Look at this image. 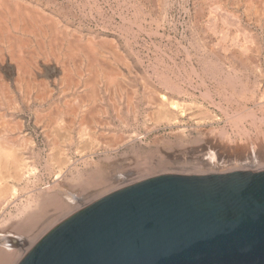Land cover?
Listing matches in <instances>:
<instances>
[{"label":"rangeland","instance_id":"374dc122","mask_svg":"<svg viewBox=\"0 0 264 264\" xmlns=\"http://www.w3.org/2000/svg\"><path fill=\"white\" fill-rule=\"evenodd\" d=\"M33 1H38V3L40 2V4H43L42 5V7L43 8H45V11H47L48 13H50V14H52V16H53V14L55 13V11H56V9H57V11L56 12H58V13H60V14H55L54 15V17L55 18H57V19H59V23H64L63 25H66L67 23H68V25H70V27L71 28H74V29H72L71 31L73 32V34H74V36L76 37V36H78V35H80V36H78V38L80 37L81 39L80 40H78V41H82L83 39H87L86 40V43H87V41H95L96 39H97V41L96 42H98V41H100V42H102L104 39H102V38H105L106 36V40H105V42H103V43H105V44H109V43H111L112 42V40H110L109 41V39H107V38H113V44H115V45H117L118 46V48L116 49L117 50V52H114V54H111V53H113V50L115 51V49H113L112 48V46L110 47V46H105V44H102V43H100V42H98V43H100V48H99V45L98 44H96V42H92V43H94L95 44V47H96V51H95V53H94V55L95 54H97L98 53V57H100L99 59L98 58H96V56H95V58H96V60H98L97 62H99V61H102L101 62V64H106V65H104L105 66V68L106 69H108V67L110 68V67H112V68H114V67H116V68H114V69H118V71H120L121 72V75L123 74V72L124 73H126V67L125 66H123L122 65V61L120 62L119 61V59L121 60H125L126 61V58H128L129 59V57L131 56V55H133V56H131L130 57V61H133V62H131L132 63V69H133V67L135 68V70L133 69V70H131V72H132V74L133 75H129V79H130V81H131V83L130 82H126L125 80H124V78H122L123 77V75L120 77V80H119V77L116 79V81L114 80V84L111 82L110 84H109V82L110 81H108L107 83H108V85H109V87L107 86V85H103V84H106V81L107 80H105V83H103L102 81L103 80H97L96 82H97V84L95 83V85H96V92H100L99 93V95H97V98H96V101L95 100H93V102H95V103H97V104H92L91 102H89V106H91V107H89L90 108V110H91V108L93 107V109L92 110H94L95 108L94 107H97V112H96V110H94V114L92 115V123L91 122H89V121H87V124H82V128H83V130L85 131L87 128V130L85 131V133H87V132H90V134L92 135V133H95V134H93L92 135V138L94 139L95 138V140L96 141H94V143H92V141H91V136H90V134H86L87 136L89 135L90 136V138H89V136H88V138H87V136L85 135V138H87V139H85V141L86 142H83V140H84V136H82V138H80V140L79 141H75V143H76V145L78 146V148H77V146L75 145V147H76V150L78 149H82L83 148V150H82V152H80V150L76 153L75 152V149L74 150H72V151H70V163L73 161V165L74 166H69V167H64V168H62L63 169V171L61 170V172H59V173H57L55 170L58 168V164H59V162L58 161H61V159L62 158H64V157H62V156H64L63 155V152L62 151H60V150H62L61 148H63L64 149V147H65V145L67 144V142H68V139H69V131H67V130H63L62 128L61 129H59L60 127H58V128H55V129H57V130H55L54 128H53V125L54 124H48V120L46 121V119H47V114H48V112H51V111H53L52 113H54V110H55V107H53L55 104L57 105L58 103L60 104V105H57V107H61L62 106V102H64V101H66V100H68V101H72L73 99V97H75L76 95L74 94V93H76V91H74V90H70V91H68L67 89H65V87L64 86H60V85H63V83H61V81H59V77H57L56 76V74L55 73H53L55 70L53 69V71H50L49 69L46 71L45 70V72H46V74H44V76H46V75H48L47 77H41V78H38L37 80H38V82H37V80L36 81H33L29 86H31V85H33V84H35L36 85V87H35V85H34V88H33V86H31V89L33 90V89H35V90H31L30 89V87H29V89H30V91H28L27 89H28V87L25 85V83H24V85L23 86H21L22 84H17V83H14V84H16V85H13V82L12 81H16V79L15 78H13V76L15 77V75L13 74V75H11V77L8 79V85H9V87H10V89H11V91L12 92H14L15 93V95L12 93V95H13V97H14V100H15V102L17 101V103L19 104H16L15 102H14V104L15 105H17V106H15L14 104H9L10 106L8 107V105L7 104H5L4 103V101H2V100H0V104H2V105H0V114L1 115H4V112H6L5 113V115H7V117L5 116V118L3 119V120H7L8 122H12L13 121V119H14V117H21L20 119L21 120H23L22 121V124L23 125H21V126H23V127H21V130L19 129V130H13V131H15L14 133H13V131H12V134L14 135L17 131L19 132V136L17 135L18 134V132L16 133V135L18 136L17 138L19 139L20 138V140L18 141V139H16V135H14V137L15 138H13L12 140H14L15 141V143L16 144H14V146H16L15 148L18 150V149H20L21 147H22V149L23 148H26V146L28 145V143L30 142H28V140H29V138H30V140H32V141H34L33 142V144H32V142H30L29 144H31V145H28L27 146V156H28V159H31V157H32V159H31V161L30 162H33V164L35 165L34 166V169H33V171H34V173L32 172V175L33 176H29V183L26 181V183H27V188L30 186V188H28L29 189V191H28V189L27 188H25V183L24 184H22L21 185V183L17 186V192L18 193H16V196L13 198V202L14 203H11V204H8V209L7 210H11V211H13L14 210V208H15V206L16 205H20L22 202H24L25 200H26V198H27V193L28 192H30V190L32 191V192H35V191H37V189L39 190V189H41L42 191H45V193L46 192H48V193H51V192H54V191H56V192H59V200L60 201H63L64 203H65V196L66 195H70L71 196V198H72V200H71V202H68V204H65L66 205V207H64V209H54V211H52V209H53V207H56V205H54V204H52V202H50L49 204H50V208L48 207V209H46L45 210V212L44 211H42V212H44V213H42L41 211L40 212H38L37 214H35L33 217H32V219L31 220H26L25 218L23 219V218H20V217H11V220L9 219V220H7L6 222L4 221V222H2L1 224H0V250L2 251V252H4V253H6L7 255H8V258L6 259V261L5 262H0V264H16L17 263V261L20 259V257L25 253V251L41 236V235H43L47 230H49L51 227H53L55 224H57L59 221H61L62 219H64V218H66L67 216H69L70 214H72V213H74L75 211H77L78 209H80V208H82L83 206H85V205H87V204H89L90 202H92V201H94V200H96L97 198H99V197H101V196H103V195H105V194H107V193H109V192H111V191H113V190H116V189H118V188H120V187H123V186H125V185H128V184H131V183H133V182H136V181H139V180H143V179H145V178H148V177H152V176H155V175H159V174H162V173H169V172H174V173H227V172H232L233 171V169H231V168H233V166H235L236 168H238V170H234V171H242V170H248V171H250V170H261V169H264V112H262L260 109H259V107H255V109H256V111H257V119H256V121H255V125H252V124H250L251 122V119H249L248 120V118H246V120H245V118L242 120V123L245 125V126H247V128L249 129L248 130V132L247 133H241V132H238L237 130V132L235 131V128H232L233 127V124L231 125V123H232V119L230 118V117H226L225 118V116L226 115H224V114H221V113H223V112H221L222 110H220V109H218V108H216V110L214 109V108H212V107H210V110H214L215 112V114H216V117H218V119H213V121H211L210 119L208 120V118L207 117H203V116H201V115H199L198 113H199V111L197 112L196 110H198V108L196 107V106H194V104L195 103H192L190 106L192 107V108H190L191 109V111L193 110V112H195L196 111V113H197V115H196V113H195V115L198 117L197 119H195L194 117H195V115H192L191 116V118L189 117H182L181 119H180V121H175V122H171V121H169V119H167L168 121H164L163 119H165L166 120V118H162V117H159V118H162L161 120L158 118V121H161V123L159 122L158 123V121L157 122H154V121H156V120H154V119H156L155 118V116H156V114L154 115V117L152 118V117H150V116H148V115H144V109H142V107L143 108H145L144 107V105H142L143 103H142V100L140 99V92H141V86H139V83H138V81L139 80H137V77H138V75L136 74V73H138L139 71H141L142 69V71H143V73L145 74V75H147V77L149 76V78L152 80V81H154V83L155 84H157L158 85V82H157V75L160 73L159 71H161V72H163V73H165L166 74V72L168 73V74H166L165 76H167V75H169V76H167V77H169L168 79H170V80H172V81H174L173 79H176V80H181V82L179 81H177V83H184L183 81H184V79H191V81H192V85H193V83H194V85L192 86L191 84V86L189 85V87H190V90L192 91V89H194L192 92L195 94L196 92L198 93V95L197 94H195V95H197V96H195V97H197V99L199 100V101H201V99H200V94H199V90H203V84L200 82L201 81V77H198V75H197V73L199 74L200 73V71H201V69H202V66H201V63H200V61H199V54H198V52H196V47H197V45H195V44H197V42H205V43H215L216 42V40L217 39H215L216 37H217V35H216V37H215V35L214 34H210L211 35V38H209V34L207 35L204 31H203V24L202 23H204L205 22V18H204V16H202V18L198 15L197 16V14H198V6L197 5H199V1L197 0V1H195V0H169V2H168V0H166L167 1V5H165V7L163 8V10H162V8L160 7L161 5L160 4H157V3H155V2H153L152 0H148L147 2H146V0H56L60 5H62V7L55 1V3H54V5H53V3L52 2H54L53 0H44V3H43V1L42 0H33ZM42 1V2H41ZM46 1V2H45ZM52 1V2H51ZM128 1V3H125V2H127ZM137 1H139L140 3L142 2V4L140 5V3H138ZM153 3H152V2ZM170 1H171V3H170ZM231 1V0H230ZM230 1H228V3L230 2ZM48 2V3H47ZM75 2V3H74ZM144 2V3H143ZM195 4H194V3ZM197 2V3H196ZM45 3L47 4V6H48V4H49V6L48 7H46V5H45ZM62 3V4H61ZM124 3V4H123ZM133 3V4H132ZM153 4V5H155L154 7H153V5L151 4V5H149V4ZM155 3V4H154ZM170 5H169V4ZM177 3V4H176ZM228 3H227V7H228V9H233V10H235V5L233 6V4L230 2L229 4L231 5V7H230V5L228 6ZM53 6H52V5ZM59 5V7H61V9L59 8V7H56L57 5ZM129 4H131V6H129ZM136 4V5H135ZM145 4V5H144ZM181 4V5H180ZM33 5V4H32ZM39 5V4H38ZM133 5H135V6H137L136 8H135V6H133ZM143 5V6H142ZM147 5V6H146ZM156 5H158L159 6V8H161L160 9V11H158L159 9H158V6H156ZM34 6V5H33ZM30 7V8H34V7ZM64 6H65V8H64ZM132 6H133V8H132ZM150 6V7H149ZM152 6V7H151ZM226 6V5H225ZM36 7V6H35ZM70 7V8H69ZM139 7V8H138ZM156 7H157V9L158 10H156ZM170 7V8H169ZM199 7H200V5H199ZM56 8V9H55ZM60 10H59V9ZM63 8V9H62ZM129 8V9H128ZM142 8H143V10L145 11H143L142 10ZM150 8H152V9H150ZM167 8V9H166ZM198 8V9H197ZM46 9H48V10H46ZM66 11H65V10ZM111 9H112V11H111ZM131 9H133V10H131ZM136 9H138V10H136ZM140 9V10H139ZM148 11H147V10ZM155 9V10H154ZM195 9H196V11H195ZM54 10V11H53ZM59 10V11H58ZM165 10V11H164ZM200 10V9H199ZM69 13H68V12ZM138 11V12H137ZM139 11H140V13H139ZM142 11V12H141ZM148 13H147V12ZM150 11V12H149ZM161 11H162V13H161ZM195 11V12H194ZM65 12V13H64ZM67 12V13H66ZM139 13V15L137 14V13ZM151 12H153V13H151ZM160 12V13H159ZM164 12H165V14H164ZM61 13H63V14H61ZM70 13L72 14V15H70ZM129 13V14H128ZM156 13V14H155ZM167 13H168V15H167ZM193 13H195V14H193ZM49 14V15H50ZM69 14V15H68ZM122 14H124V16L122 15ZM138 16H137V15ZM152 14V15H151ZM159 14V15H158ZM195 16H193V15ZM60 15V16H59ZM68 15V16H67ZM130 17H129V16ZM140 15H141V17H142V15H143V17H142V19H141V21H140ZM147 15V16H146ZM158 15V16H157ZM160 15H161V17H160ZM58 16V17H57ZM62 16V17H61ZM72 16V17H71ZM74 16V17H73ZM124 18H123V17ZM128 16V18H130L129 19V21L127 20V22H126V17ZM167 16V17H166ZM63 17H65V18H68V21L65 19V18H63ZM71 17V18H70ZM138 17H140L139 18V20H138ZM166 17V18H165ZM197 17V18H196ZM63 18V19H62ZM127 18V19H128ZM138 20L137 21V23H136V21L134 20ZM146 20V21H148L147 23H146V21L144 20V19ZM156 19V21H155V19ZM160 19V21H162V22H160L159 21V19ZM201 18V19H200ZM204 18V19H203ZM70 19V20H69ZM72 19H74V20H72ZM152 19H154V21H152L151 22V20ZM168 19V21H165V23H164V20H167ZM195 20V22L196 23H198V24H196L195 22H194V20ZM198 19H200L198 22L196 21V20H198ZM203 19V20H202ZM61 20V21H60ZM144 20V21H143ZM191 20V21H190ZM193 20V21H192ZM63 21H65V22H63ZM67 21V22H66ZM69 21H70V24H69ZM74 21V22H73ZM140 21V22H139ZM158 21V23H156ZM204 21V22H203ZM125 24H127L128 23V27L130 28V29H128V27L127 26H125L124 25V23ZM130 22H131V24L133 23V22H135V23H133V25H131L130 24ZM145 22V23H144ZM156 24H158L157 25V27L156 26H154V25H156ZM162 24H160V23ZM190 22V23H189ZM194 22V23H193ZM201 22V23H200ZM152 23H153V25H152ZM129 24L132 26V27H130L129 26ZM135 24L137 25V24H139L140 25V29L142 28V31L143 32H141V30L139 29L138 30V28H135L136 26H135ZM149 24V25H148ZM194 24V25H193ZM196 24V25H195ZM79 27H78V26ZM148 25V26H147ZM192 27H191V26ZM199 25V26H198ZM67 26V25H66ZM74 26V27H73ZM143 26H146V28L144 27L143 28ZM151 28H150V27ZM160 26V27H159ZM162 26V27H161ZM69 27V28H70ZM77 27V28H76ZM137 27H138V25H137ZM149 27V28H148ZM174 27V28H173ZM185 27V28H184ZM196 27V28H195ZM76 28V29H75ZM79 28V29H78ZM87 28V29H86ZM154 28H157V31L156 30H154ZM191 28V29H190ZM200 28V29H199ZM201 28H202V30H201ZM131 29H133V30H131ZM147 31V32H144L145 30ZM74 30L76 31V32H74ZM80 31V33H77V31ZM83 30H85L84 32H83ZM135 30V31H134ZM137 30H138V32H137ZM152 32H154V33H152ZM195 30V32H193ZM196 30H197V32H198V34H197V32H196ZM201 30V31H200ZM78 31V32H79ZM88 31V32H87ZM125 31V32H124ZM131 31V32H130ZM132 31H134V32H132ZM156 31V32H155ZM87 32V33H86ZM90 32H91V40H90ZM149 32H150V34H149ZM202 32H204L203 34H202ZM258 32V31H257ZM128 34V36H126V38H128V40L126 41V44H125V34ZM134 33V34H133ZM138 33V34H137ZM152 33V34H151ZM196 34V36H195V34ZM201 33V34H200ZM86 34V36L88 35V38L86 37L85 38V35ZM126 34V35H127ZM135 34H137V35H135ZM162 34V35H161ZM112 35V36H111ZM134 35V36H133ZM152 35V36H151ZM183 35V36H182ZM186 35V36H185ZM190 35V36H189ZM192 35V36H191ZM99 36L101 37V39L100 40H98V38H99ZM168 36H169V38H168ZM202 36H204L205 38L202 40V38L201 37ZM241 35H239V37H240ZM259 37V40L260 41H262V42H260L261 44H262V55L264 56V39L262 38V36H260V35H258ZM94 37H96V38H94ZM135 37H136V39H135ZM160 37V38H159ZM191 37H194V39L193 38H191ZM206 37H207V39H206ZM215 37V38H214ZM261 37V38H260ZM83 38V39H82ZM166 38V39H165ZM197 38V39H196ZM76 39H77V37H76ZM94 39V40H93ZM129 39H132V40H129ZM180 39V40H179ZM194 41H197V42H194ZM201 39V41H199ZM85 40H83V42H85ZM205 40V41H204ZM208 40V41H207ZM109 42V43H106V42ZM129 41V42H128ZM136 43H135V42ZM178 41V42H177ZM190 41V42H189ZM128 42V43H127ZM133 42V43H132ZM193 42V43H192ZM80 43H82V42H80ZM135 43V44H134ZM179 43V44H178ZM195 43V44H194ZM93 44V45H94ZM102 44V45H101ZM112 44V43H111ZM131 44V45H130ZM187 44V45H186ZM190 44V45H189ZM192 44H194L196 47H192V46H194V45H192ZM103 45H104V47H106V48H103ZM110 45V44H109ZM125 45H126V48H125ZM180 45V46H179ZM101 46H102V48H101ZM114 46V45H113ZM132 46V47H131ZM184 47V49L186 48V46H188L186 49L189 51H187L186 49H185V51H184V49H183V47ZM100 49L101 51H103V50H105V51H103L104 52V55L101 53V51L100 50H98L97 51V49ZM113 50H112V49ZM114 48H115V46H114ZM121 48V49H120ZM129 48V49H128ZM103 49V50H102ZM182 49V50H181ZM193 49V50H192ZM112 51V52H110V51ZM125 50V51H124ZM127 50V51H126ZM131 52H130V51ZM178 50V51H177ZM57 53H58V51L60 52V53H62L63 54V52H61L59 49L58 50H55ZM186 51H187V54H186ZM191 51V52H190ZM56 52H55V54H56ZM97 52V53H96ZM105 52H107V53H105ZM127 52V53H126ZM130 52V53H129ZM133 52V53H132ZM193 52V53H192ZM60 53H58V54H60ZM110 53V54H109ZM128 53H129V56H128ZM192 53V54H191ZM194 53H196V54H194ZM62 54H60V55H62ZM82 53H79L78 52V54H77V52L76 53H74L73 55H80L81 56V58L79 57V56H77L76 57V59H75V56H71V59H73L72 57H74V59L72 60L73 62H74V64H73V62L71 61V63H69V58L68 57H66V56H64V55H62L61 57L62 58H60V59H64L65 57L66 58H68V61H67V59L65 58L63 61H62V63L64 62V61H67L68 63H69V65L71 66V64L73 65V66H71V68L72 67H74V65L76 64V66H78V67H76L77 69L78 68H80L81 66H83V64H87L86 63V61H85V57H84V55H83V57H84V59H83V57H82V55H81ZM105 54H106V56H105ZM107 54L108 55H113V58H114V56L115 55H118V54H121V55H123V54H126V56L125 55H123V57L122 58H119V55L117 56V58H119L118 59V61L119 62H117V60L115 61V59H116V57L114 58V59H110V60H108V61H106L107 60V58L106 57H108L107 56ZM135 54L136 55H138V56H135ZM193 56H191V55ZM195 56H194V55ZM101 55L103 56L102 58H101ZM188 55H190V56H188ZM111 56H109V58H112ZM137 57V59H135ZM159 57H161V58H159ZM189 57V58H188ZM77 58L78 59H80V63H78V60H77ZM106 58V62H108V64L106 63V62H104L103 60ZM108 58V59H109ZM124 58V59H123ZM157 58V59H156ZM160 60H159V59ZM165 58V59H164ZM82 59V60H81ZM103 59V60H102ZM140 59H141V61H140ZM169 59V60H168ZM52 60H54L53 58H52ZM77 61V62H75V61ZM154 60H155V63H154ZM156 60H157V63H156ZM175 60V61H174ZM81 61L83 62V64L81 63ZM113 61H114V64H113ZM152 62V64H150L151 62ZM190 61V62H189ZM49 62H51V61H49ZM67 62H65L64 63V66L66 67V65L68 64ZM110 62V63H109ZM112 62V63H111ZM124 62V61H123ZM137 62V63H136ZM140 62V63H139ZM148 62H149V66L150 67H148ZM159 62V63H158ZM167 62V63H166ZM199 62V63H198ZM67 63V64H66ZM115 63L117 64V63H119V64H117V65H115ZM121 63V64H120ZM134 63V64H133ZM143 65H142V64ZM160 63H162L163 64V66L162 65H160ZM172 63V64H171ZM198 63V64H197ZM50 64V65H49ZM48 64V66L50 67V66H54L53 64H55V62L53 63V61L51 62V63H49ZM52 64V65H51ZM79 64V65H78ZM81 64V65H80ZM114 66H112V65ZM124 64V63H123ZM138 64H140V65H138ZM153 64H155L154 66H153ZM168 64V65H167ZM68 65V66H69ZM119 65V66H118ZM120 65H122V66H120ZM125 65V64H124ZM147 65V66H146ZM156 65H158V66H156ZM162 67V69H161V67ZM170 65V66H169ZM173 65H175V67L173 66ZM191 65V66H190ZM60 66V65H59ZM58 65H57V68L59 67ZM67 66V67H68ZM69 66V67H70ZM140 66H141V68H140ZM196 66V67H195ZM155 67H157V68H155ZM166 67V68H165ZM76 68H75V70H76ZM156 70H155V69ZM192 68V69H191ZM198 69V71L196 72V70ZM200 68V69H199ZM120 69H122V70H120ZM139 71H138V70ZM159 71H158V70ZM166 71H165V70ZM188 69V70H187ZM195 69V71H193ZM155 71V74L153 73L154 71ZM178 70L180 71L179 72V74H178ZM189 70H192V71H190V74H189ZM49 71V72H48ZM134 71H137V72H134ZM145 71H147V72H145ZM56 72V71H55ZM79 72V71H78ZM130 72V73H131ZM183 72L185 73V74H183ZM196 72V73H195ZM75 73V72H74ZM73 73V74H74ZM156 73H157V75H156ZM50 74V75H49ZM53 74V75H52ZM55 74V75H54ZM72 74V75H73ZM149 74H151V76L149 75ZM153 74V75H152ZM161 74V73H160ZM181 74V75H180ZM193 74L195 75V76H193ZM75 75H77V73H75L74 74V76ZM154 75H156V76H154ZM164 75V74H163ZM171 75H172V77H171ZM173 75H175V76H173ZM176 75L177 76H179L180 75V77H177L176 78ZM183 75V76H182ZM188 75V76H187ZM244 75L245 74H243V77H242V74H241V76H240V78L242 77V80H244L243 78H245V82L246 81H249L248 82V84H253L254 82H253V80H255V77H254V75H252V76H249V78L248 79H246V77H244ZM70 76H71V74H70ZM74 76H72V78L75 80V77ZM132 76V77H131ZM137 76V77H136ZM197 76V77H196ZM246 76V75H245ZM166 77V78H167ZM182 77H184V79L182 78ZM195 77H196V83H195ZM254 77V78H253ZM12 78V79H11ZM46 78V79H45ZM51 78V79H50ZM76 78H77V80H78V75L76 76ZM98 78H100V77H98ZM136 78V79H135ZM153 78H155V80L153 79ZM250 78H252L251 80H249ZM48 79V80H47ZM57 79V80H56ZM139 79V78H138ZM183 79V80H182ZM199 79V80H198ZM48 81V82H46V84L48 83V85H46V86H43L44 85V81ZM54 80H55V82H54ZM119 80V81H118ZM137 80V81H136ZM194 80V81H193ZM44 83H43V82ZM49 81H50V83H49ZM57 81V82H56ZM100 83H99V82ZM125 81V82H124ZM207 81V82H206ZM17 82V81H16ZM37 82V83H36ZM40 82V83H39ZM41 82H42V86L43 87H41ZM53 82V83H52ZM118 82H120V83H118ZM124 82V83H123ZM175 82V81H174ZM251 82V83H250ZM39 83V84H38ZM103 83V84H102ZM124 85H123V84ZM133 83H135V84H133ZM199 83H201L200 85H199ZM207 83V85H212L211 87H215V86H213V85H215L216 83H214L213 81H211L210 79H208V80H206L205 79V84ZM210 83H212V84H210ZM264 80H262V82L260 83V84H256L255 83V87H259L258 85H260V91L261 92H263L264 93ZM100 86H99V85ZM117 84V85H116ZM118 84H121V86L119 85V87L118 88H116L117 86H118ZM126 84V85H125ZM130 84V85H129ZM59 85V90L61 91H59L58 89H57V86ZM113 85H115L114 87H115V90H116V92L118 93V94H116V92H115V90L113 89L114 87H113ZM130 87V88H128V86ZM136 86V88H135V86ZM196 85V86H195ZM198 85H199V87H198ZM262 85V86H261ZM13 86H15V88L13 87ZM17 86V87H16ZM21 86V87H20ZM25 86L27 87V88H25ZM38 86H40V87H38ZM108 88H107V87ZM133 86V87H132ZM20 87V88H19ZM46 87V88H45ZM51 87V89H49ZM62 89H61V88ZM101 87V88H100ZM103 87H106V91L107 92H105V90L103 89ZM111 87H112V89H113V91L111 90ZM121 87V88H120ZM122 87H124V90H123V88ZM137 87H139L140 88V90H139V88H137ZM17 88H19L20 90H18L17 91ZM42 88V89H41ZM44 88V89H43ZM126 88H128V89H126ZM199 88V89H198ZM22 89H24V91H25V93L23 94V90ZM46 89V90H45ZM49 89V90H48ZM101 89H103V91L101 90ZM110 89V90H109ZM131 89V90H130ZM134 89H135V92H134ZM13 90H15V91H13ZM40 90L42 91V90H44L45 91V95L46 96H48V98H46V97H44L45 95H43L42 97H44V98H40L39 99V101H37L38 100V98L36 97V95L40 92ZM53 91V92H51V91ZM65 92H64V91ZM97 90H99V91H97ZM125 90H126V92H125ZM132 91L133 93H131V92H129V91ZM20 91V93H16V92H19ZM21 91H23V92H21ZM38 91V92H37ZM46 91H49V93L48 92H46ZM121 91V92H120ZM126 93H124V92ZM137 91H138V94H137ZM29 92H33L32 94L31 93H29ZM58 92V93H57ZM63 92V93H62ZM69 92L71 93V95L69 94ZM103 92H105L104 94H103ZM112 92V93H111ZM114 92H115V94H114ZM22 93V94H21ZM47 93V94H46ZM54 93V94H53ZM60 93V94H59ZM66 93L68 94V96L66 95ZM79 93H81V92H79ZM78 93V94H79ZM110 93V94H109ZM19 94V95H18ZM63 94V95H62ZM73 94H74V96H73ZM101 94V95H100ZM121 94V95H120ZM129 94L131 95L130 97H129ZM133 94H135L134 96H133ZM21 95H22V97H24V96H26V97H24V98H22L21 97ZM33 95V96H32ZM54 97H53V96ZM59 97L58 98V102H57V98H55V97H57V96ZM107 95H109V98H108V96ZM111 95V96H110ZM118 95L120 96V97H118ZM126 95H128V97L129 98H133V97H135L134 98V100L131 98V100H129L128 99V97H126ZM34 97V99L36 100H34V99H32V97ZM51 96V97H50ZM63 96V98H61ZM69 96H72V98L71 97H69ZM80 97H82V98H84L85 97V95H84V97L82 96V94H80L79 95ZM99 96V97H98ZM123 96H125L124 98H123ZM229 96V97H228ZM227 97L228 98H230V99H228V101H226V103L224 104L223 103V105H222V109L223 110H227L228 111V113H232V111H234V110H237V107H238V110L239 109H241L240 107H242V103L244 102L242 99H240V98H238V95L237 94H234V96L233 95H228ZM232 96V97H231ZM30 97H31V100H29L30 99ZM66 97V98H65ZM68 97V98H67ZM77 97V96H76ZM112 97V98H111ZM234 97V98H233ZM22 98V99H21ZM29 98V99H28ZM51 98V99H50ZM63 99V101L61 102H59V100H61V99ZM71 98V99H70ZM100 98V99H99ZM119 98V99H118ZM127 99V100H129V102L130 101H133V103L131 102V104L129 103V102H127L126 100V102H127V104H128V106H127V104H125L126 102H124V99ZM236 98V99H235ZM21 99V101H19V100ZM26 99H28L27 100V102L26 101H24V100H26ZM49 99V102L47 101V100ZM54 99V100H53ZM66 99V100H65ZM103 99V100H102ZM99 100V101H98ZM111 100V101H110ZM262 100H264V98L262 99ZM31 101V102H30ZM41 101V102H40ZM44 101V102H43ZM103 101V102H102ZM114 101V102H113ZM138 101V102H137ZM189 101V100H188ZM198 101V102H199ZM25 102H26V104H25ZM37 102H39V103H42V104H39V103H37ZM54 102H55V104H54ZM223 102V101H222ZM236 102V103H235ZM34 103V104H33ZM45 103V104H44ZM49 103V104H48ZM99 103V104H98ZM112 103V104H111ZM137 103H139L138 105H137ZM230 103H232V104H230ZM239 103V104H238ZM22 104V105H21ZM31 106H30V105ZM38 104V105H37ZM54 104V105H53ZM103 105V106H101V105ZM119 104V106H117V105ZM123 104H125L126 106H123ZM133 104V106H134V108H133V106L132 107H130V105H132ZM242 104V105H241ZM5 105V106H4ZM15 106L14 108H16V110H14V108H10V107H13V106ZM27 105H29V106H27ZM40 105V106H39ZM42 105V106H41ZM48 105H49V107H48ZM51 105H52V107H51ZM93 105V106H92ZM112 105V106H111ZM114 105H116L117 106V108L119 109H117L116 108V106L114 107ZM142 105V106H141ZM196 105V104H195ZM234 105V106H233ZM4 106V107H3ZM7 106V108H9L8 110H7V108L5 109V107ZM33 106H34V109H33V111L31 110L32 108H33ZM36 106V107H35ZM39 106V107H38ZM124 108H123V107ZM228 108H226V107ZM248 106H251V104H249ZM19 107V108H18ZM102 108V109H100V108ZM103 107H106V108H104V109H106V111L103 109ZM197 108L196 110H195V108ZM225 107V108H224ZM28 108H31V109H28ZM37 108V112H38V110L40 109L41 111V113L43 114H38L40 117H38V115H37V113L35 112V109ZM41 108H43V109H41ZM111 110H110V109ZM114 108V109H113ZM131 108H132V112L130 113V111H131ZM136 108V109H135ZM4 109V110H3ZM17 109H19V110H17ZM116 109V110H115ZM122 109H124V110H122ZM125 109H126V111H125ZM134 109V110H133ZM234 109V110H233ZM2 110V111H1ZM11 110L12 111H15V112H11ZM45 110H47V111H45ZM50 110V111H49ZM101 111V112H98V111ZM117 110H118V113H116L117 112ZM139 110V111H138ZM141 110V111H140ZM202 110V109H201ZM232 110V111H231ZM237 110V111H238ZM259 110V111H258ZM105 111V112H104ZM135 111V113L134 114H136L135 116H133L134 114H133V112ZM204 111V110H203ZM261 111V112H260ZM33 112V113H32ZM40 112H38V113H40ZM45 112V113H44ZM106 113V114H104V113ZM115 112V115L113 114ZM125 112H127L126 114H125ZM137 112V113H136ZM201 112V111H200ZM3 113V114H2ZM20 114V116H19V114ZM47 113V114H46ZM87 113V112H86ZM101 113V114H100ZM119 113H120V115H119ZM218 113V114H217ZM12 114V115H11ZM34 114H36L37 115V118H36V115H34ZM44 114H46V116L44 117ZM97 114V115H96ZM117 114V115H116ZM123 114V115H122ZM200 114H202V115H205V114H203V112H201ZM16 115V116H15ZM18 115V116H17ZM87 115V114H86ZM96 115V116H95ZM99 115V116H98ZM41 116H42V118H41ZM58 116V115H57ZM59 116H61V121L60 120H58V123L62 126L63 124L64 125H66L67 123H68V119H69V117H68V114L67 113H65L64 115L63 114H61V115H59ZM65 118H64V117ZM70 116V115H69ZM94 116V117H93ZM117 116V117H116ZM203 118L202 120H200L201 119V117ZM11 117H13V118H11ZM67 117H68V119H67ZM71 117V116H70ZM119 117H120V119L122 120V118H124L125 117V120H122V121H124V122H122L120 119H119ZM144 117V118H143ZM22 118H24V119H22ZM36 118V119H35ZM39 118H41V119H39ZM62 118H63V120H62ZM102 118V119H101ZM118 118V119H117ZM153 120H152V119ZM185 118V119H184ZM194 118V119H193ZM207 118V120H205ZM230 118V119H229ZM17 119V121H20V120H18V118H15V120ZM40 120L39 122V124L38 123H36V122H38V121H36V120ZM66 121H65V120ZM146 119H149L148 121L146 120ZM152 121H151V120ZM261 119V120H260ZM35 120V122L34 123H36V124H34L33 125V121ZM95 120V121H94ZM104 122H103V121ZM146 120V121H145ZM192 120V121H191ZM204 120V121H203ZM98 121V122H97ZM100 121H102V122H100ZM106 121L108 122V123H106ZM121 123H120V122ZM194 121H196V122H194ZM199 121V122H198ZM228 121H230V122H228ZM45 122L47 123V124H45ZM61 122H63V124H61ZM67 122V123H66ZM154 124H152V123ZM169 124V125H167V123ZM180 122V123H179ZM20 123H21V121H20ZM43 123V124H42ZM57 123V122H56ZM57 123V124H58ZM66 123V124H65ZM92 124V126L94 125H96V123H97V125H96V127H94L95 128V130H94V128L91 126V124ZM95 123V124H94ZM99 123L101 124V125H99ZM105 123V124H104ZM158 123V124H157ZM164 123V124H163ZM200 123H201V125H200ZM90 124V125H89ZM150 124H151V127H150ZM172 124H176V125H172ZM197 124V125H196ZM257 124L259 125V126H257ZM35 125H37V126H35ZM50 125L53 129H54V131H55V133L53 132V129L51 130V128H50V130H49V128H48V126ZM60 125H58V126H60ZM63 125V126H64ZM75 125V126H74ZM74 125H72V133H73V131H77V129H78V127H77V123L75 124L74 123ZM87 125H88V127H87ZM99 125V126H98ZM108 125V126H107ZM153 125V126H152ZM211 125H212V127H211ZM35 126V127H34ZM46 126V127H45ZM49 126V127H50ZM56 127H57V125H55ZM80 126V125H79ZM84 126H85V129H84ZM89 126H91L92 127V132L91 131H89V129L91 128V127H89ZM148 126V127H147ZM175 126H177V127H175ZM192 126V127H191ZM200 126V127H199ZM251 126V127H250ZM256 126V127H255ZM24 127H25V129H24ZM34 127V128H33ZM44 127V128H43ZM77 127V128H76ZM113 127V128H112ZM183 127V128H182ZM39 128H40V131H39ZM74 128H76V130L74 129ZM177 128V129H176ZM179 128V129H178ZM181 128V129H180ZM224 129L225 131H223V132H221V129ZM24 129V130H23ZM45 129V130H44ZM47 129V130H46ZM96 129H98V130H96ZM101 129V130H100ZM199 129V130H198ZM213 129L215 130V131H218L219 133H216V132H213ZM234 129V130H233ZM255 129V130H254ZM44 130V132L46 133V131L48 132V131H52L53 132V134H50L49 132L47 133L48 135H52L53 137H55V139L57 138L58 139V142H59V138L58 137H60L61 135L63 136L64 134V137H62L63 139H60V141L61 142H59V143H62V141L64 140V144L65 145H61V148H60V145H52V144H50V143H45L46 141H48V139H47V136H45L44 135V133L42 132ZM104 130H105V132H104ZM113 130V131H112ZM149 130V131H148ZM178 130V131H177ZM22 131V132H21ZM63 131H66V132H64L63 134H61ZM109 131H112V133H111V135H108V134H110V133H108ZM115 131H116V133L118 134V136L120 137V135H121V137H120V139L119 140H121V141H123L124 140V138H125V140H124V142H122L120 145H119V143L121 142H119L118 143V140L115 138V136L117 135V134H115ZM180 131V132H179ZM251 131V132H250ZM23 132L25 133V134H23ZM40 132V133H39ZM59 132H60V134H59ZM67 132H69V133H67ZM36 133V134H35ZM75 134H76V132H74ZM84 133V134H85ZM104 133H105V135H104ZM137 133H139L140 134V136H139V134H137ZM240 133V134H239ZM11 134V132L10 131H8V136L9 135H11L12 137H13V135ZM22 134V135H21ZM31 134V135H30ZM42 134V135H41ZM100 135L101 136V134H102V136L100 137H97L98 135ZM120 134V135H119ZM130 134V135H129ZM133 134V135H132ZM138 136H137V135ZM201 134V135H200ZM25 135H28V137H27V139H25L24 140V136ZM37 135V136H36ZM44 135V136H43ZM112 135H114V138L113 137H111ZM21 136V137H20ZM103 136L105 137V138H103ZM130 136V138H129V140L128 141H126V138H128ZM135 136H137V137H135ZM26 137V136H25ZM43 137H46V139L44 138L43 139ZM117 137V136H116ZM118 137V138H119ZM140 137V138H139ZM32 138V139H31ZM98 138V139H97ZM112 138L113 139H115L114 141L112 140ZM23 139V140H22ZM83 139V140H82ZM88 139H90V140H88ZM92 139V140H93ZM100 139H101V141H102V139H107L106 140V142H104V141H102V143L104 144V143H107V141H108V139H109V142L111 141H113L112 143H110V145H109V147L108 146H103V145H101L102 143H100ZM111 139V140H110ZM123 139V140H122ZM82 140V141H81ZM88 140V141H87ZM134 140H135V142H134ZM44 143H43V142ZM66 141V142H65ZM83 142L84 143V145H83V143H81V142ZM99 141V145L97 144V142ZM126 141V142H125ZM132 141V142H131ZM20 142H22V143H20ZM25 142H28V143H25ZM89 142H91L92 144H93V147L91 148V146L92 145H90V143ZM114 142H116L115 143V145L113 146V144H114ZM58 143V144H59ZM85 147V144H88V149L87 148H84L83 146H82V148H81V144ZM131 145V144H133L131 147L132 148H130L129 146V144ZM19 144H22V145H25V147H23V146H21L20 147V145ZM47 144H49V145H47ZM107 144H109V143H107ZM19 145V146H18ZM32 145H33V148H32ZM48 147H47V146ZM117 145V146H116ZM120 147H119V146ZM126 145V146H125ZM13 146V147H14ZM53 146H54V148H56L57 147V149H55L54 150V148H53ZM63 146V147H62ZM67 146V145H66ZM87 146V145H86ZM90 146V147H89ZM95 146H97L96 148H94ZM98 146H99V148H98ZM102 146L104 147V148H102ZM134 146V147H133ZM19 147V148H18ZM36 147V148H35ZM46 147V148H45ZM49 147H52L53 149H51L50 148V150H49ZM80 147V148H79ZM115 149H114V148ZM116 147H117V149H116ZM48 148V149H47ZM91 148V149H90ZM104 150L105 149V151H103L102 149ZM14 149V148H13ZM33 151H32V150ZM43 149H44V151H43ZM60 149V150H59ZM87 149V150H86ZM94 149V150H93ZM107 149V150H106ZM109 149V150H108ZM86 150V151H85ZM93 150V151H92ZM96 150V151H95ZM99 150V151H98ZM111 150V151H110ZM115 150H117V152L115 151ZM42 151V152H41ZM49 151V152H48ZM51 151H53V152H51ZM55 151H57V153H56V155L55 156H53V157H55V159H53V157H51V156H49V155H54L55 154ZM74 151V153H72ZM91 153H90V152ZM36 152H37V154H36ZM94 152V153H93ZM31 155H29V154ZM39 153V154H38ZM42 153V154H41ZM46 153H48V154H46ZM62 153V155L61 156H59V158H57L58 156L57 155H60ZM99 153V154H98ZM100 153H101V155H100ZM105 153V154H104ZM109 153V154H108ZM111 153V154H110ZM33 154V155H32ZM47 156H46V155ZM85 154H87L86 156H84ZM89 154V155H88ZM102 154H103V156H102ZM107 154V155H106ZM35 155V156H34ZM81 155H82V157H83V159L84 158H86V160L88 159V158H90V159H88V160H91V162H88V160L86 161L85 159V161H84V163H83V160H81L82 158H81ZM90 155H91V157H90ZM94 155V156H93ZM29 156H30V158H29ZM99 156H100V158H99ZM102 156V157H101ZM38 157V158H37ZM46 157H48L47 158V160H46ZM88 157V158H87ZM97 157V158H96ZM36 158H37V160H36ZM43 158V159H42ZM49 158H50V160H49ZM42 159V160H41ZM53 159V160H52ZM72 159H76V160H78V162L76 161V160H72ZM103 159V160H102ZM109 159V161H107V160ZM33 160V161H32ZM43 160H45V161H43ZM55 160V161H54ZM72 160V161H71ZM100 160V161H99ZM105 160V161H104ZM37 161V162H36ZM76 161V162H75ZM95 161H98L97 163L99 164H95ZM49 162H51V163H49ZM58 162V163H57ZM100 162H102V164L100 163ZM41 163V164H40ZM44 163H46V165L44 164ZM54 163L57 165V167H56V165H54ZM84 165H83V164ZM89 165H88V164ZM103 163H104V168L102 167L103 166ZM87 164V165H86ZM40 165V166H39ZM44 167H43V166ZM52 165V166H51ZM70 165H72V163L70 164ZM86 165V166H85ZM47 166V167H46ZM51 166V167H50ZM47 169H46V168ZM53 167V168H52ZM37 168V169H36ZM50 168H52V169H50ZM54 168H56V169H54ZM67 168V169H66ZM4 168H2V170H3ZM54 169V170H53ZM78 169H79V172H78ZM5 170V169H4ZM3 170V171H4ZM49 170H50V172H49ZM74 170H76V171H74ZM37 171H38V173H37ZM51 171H53V172H51ZM66 171V172H65ZM72 173H71V172ZM81 171V172H80ZM85 173H84V172ZM41 172V173H40ZM49 172V173H48ZM54 172H55V174H54ZM68 172V173H67ZM86 172H87V175L88 176H86ZM48 173V174H47ZM72 175H71V174ZM75 173H81V176H80V180L79 179H77V181L76 180H74V182H73V174H75ZM85 175H84V174ZM39 174V175H38ZM41 174V175H40ZM59 174V175H58ZM99 174V175H98ZM39 176V179H38V176ZM44 175V176H43ZM58 175V176H57ZM67 175V176H66ZM73 176L72 178L73 179H71V177H68V176ZM54 176H56V177H54ZM83 176V177H82ZM34 179H33V178ZM41 177V178H40ZM58 177V178H57ZM81 177H82V179L83 180H81ZM85 177V178H84ZM55 178H57L58 179V181L57 182H54V181H56V179ZM61 178V179H60ZM64 178H69V179H64ZM33 179V180H32ZM42 179V180H41ZM32 180V181H31ZM41 180V181H40ZM85 180V181H84ZM62 181H64L63 183H59V182H62ZM67 181H72V182H67ZM82 181V182H81ZM84 181V182H83ZM31 182V183H30ZM33 182V183H32ZM75 182H77V183H75ZM86 182V183H85ZM43 183V184H42ZM71 184V186H67L68 184ZM72 183L74 184V186L75 187H73V185H72ZM80 183V184H79ZM38 184L40 185V187L38 186ZM52 184H53V187H52ZM57 185V186H55V185ZM69 184V185H70ZM21 185V186H20ZM62 185V186H61ZM85 185H86V187H85ZM32 186H33V189H32ZM37 187V189L35 188L34 189V187ZM43 186V187H42ZM79 186V187H78ZM42 187V188H41ZM73 187V188H72ZM20 188V189H19ZM25 188V189H24ZM62 188H63V190H62ZM82 188V189H81ZM44 189V190H43ZM59 189V190H58ZM68 189V190H67ZM71 189V190H70ZM84 189V190H83ZM26 190V191H25ZM34 190V191H33ZM62 190V191H61ZM63 191H65V192H63ZM81 191V192H80ZM63 192V193H62ZM0 193H2V191L0 192ZM18 195V196H17ZM62 195H64V196H62ZM59 201V202H60ZM54 202V201H53ZM67 203V202H66ZM11 207H10V206ZM69 206V207H68ZM68 207V208H67ZM11 208H13V209H11ZM67 208V209H66ZM48 210V211H47ZM50 210V211H49ZM55 210H58V211H55ZM61 210V211H60ZM8 211H6L5 213H7ZM48 212V213H47ZM54 214V215H53ZM60 214V215H59ZM52 215V216H51ZM38 216V217H37ZM2 217H4V215H2L1 213H0V219H2ZM36 217V218H35ZM20 218V219H19ZM24 220V221H23ZM26 220V221H25ZM25 222V223H24ZM17 224V225H16ZM37 224V225H36ZM12 225V226H11ZM16 225V226H15ZM34 225V226H33ZM18 227V228H17ZM9 236H11V237H9ZM12 236L13 237H16V238H22V240L24 239V241H22V243H19V244H17L16 245V243L15 242H13L14 240H12L11 241V238H12ZM20 238V239H21Z\"/></svg>","mask_w":264,"mask_h":264},{"label":"bare ground","instance_id":"6f19581e","mask_svg":"<svg viewBox=\"0 0 264 264\" xmlns=\"http://www.w3.org/2000/svg\"><path fill=\"white\" fill-rule=\"evenodd\" d=\"M43 1V3H44V0H42ZM41 1V2H42ZM48 1V0H47ZM50 1V0H49ZM54 1V0H53ZM56 1V0H55ZM55 1L54 2H52L53 3V5H54V3H55ZM126 1V0H125ZM129 1V0H128ZM128 1L127 2H125V3H128ZM148 0H146V2H147ZM153 1V0H152ZM151 1V2H152ZM156 1V2H155ZM195 1H197V0H195ZM199 1V5H200V7H199V5H197L198 6V8L200 9H198V14H197V16L199 15L201 18H202V16H204V18H205V22L204 23H202L203 24V31L208 35H210V34H214L215 35V37H216V35H217V37L215 38V39H217L216 40V42L215 43H205V42H197V41H194L195 39H194V37H191V38H193L192 40L194 41V42H197V44H195V45H197V47L194 45V44H192V45H194V46H192V47H196V52H198V54H199V61H200V63H201V66H202V69H201V71H200V73L198 74L197 73V75H198V77H201L200 79H201V83L203 84V90L201 89V90H199V94H200V99H201V101H199L198 99H197V97H195V96H197L198 95V93L196 92L195 94H197V95H195L192 91L194 90V89H192V91L190 90V87H189V85L192 83V81H191V79H184V77H182L183 79H184V83H177V81L179 82H181V80H176V79H173L174 81H172V80H170V79H168L170 76L169 75H167V76H169V77H167V76H165L166 74H168L167 72H166V74L165 73H163V72H161V71H159L158 69V71L161 73H159L158 75H157V73H156V75L158 76H156V75H154V76H156L157 77V82H158V85L157 84H155L154 83V81H152L150 78H149V76L147 77V75H145L144 73H143V69L141 70V71H139L138 69V73H136L137 75H138V77H137V80H139L138 81V83H139V86H141V92H140V99L142 100V105H144V107L145 108H143L142 107V109H144L143 111L145 112L144 113V115L146 114V115H148V116H150V117H154V115L156 114V116H155V118L156 119H154V120H156V121H154V122H157L158 121V118L159 117H162V118H166V120L165 119H163L164 121H168L167 119H169V121H171V122H175V121H180V119L182 118V117H190L191 118V116L192 115H195V113H196V111L198 112L199 111V115H201V116H203V117H207L208 118V120L210 119L211 121H213V119L215 118V119H218V117H216V114L214 113L215 111L214 110H210V107H212V108H214L215 110H216V108H218V109H220V110H222L221 112H223V113H221V114H224V115H226L225 116V118L226 117H230L231 119H232V123H231V125L233 124V127L232 128H235V131L237 130L238 132H241V133H247L248 132V128H247V126H245L243 123H242V120L245 118V120H246V118H248V120L249 119H251V123L250 124H252V125H255V121H256V119H257V111H256V109H255V107H259V109L262 111V112H264V100H262L263 98H264V93L263 92H261L260 91V85H258L259 87L257 88V87H255V83L256 84H260L261 82H262V80H264V56L262 55V44L260 43V42H262V41H260L259 40V36L258 35H260V36H262V38L264 39V0H198ZM228 1H230L232 4H233V6L235 5V10H233V9H228V7H227V3H228ZM46 2V1H45ZM57 2V1H56ZM138 3H140L139 1H137ZM153 2H155V3H157V4H160L161 6V8H162V10H163V8L165 7V5H167V1L166 0H154ZM152 2V3H153ZM168 2H169V0H168ZM229 2V3H230ZM48 3V2H47ZM58 3V2H57ZM75 3V2H74ZM144 3V2H143ZM151 3V4H152ZM154 3V4H155ZM170 3H171V1H170ZM194 3V2H193ZM197 3V2H196ZM228 3V6L230 5ZM34 6H33V5ZM39 4V5H38ZM50 4V3H49ZM49 4H48V6H49ZM59 4V3H58ZM62 4V3H61ZM124 4V3H123ZM133 4V3H132ZM142 4V2L140 3V5ZM149 4V3H148ZM151 4H149V5H151ZM169 4V3H168ZM172 4V3H171ZM177 4V3H176ZM195 4V3H194ZM42 5L43 4H40V2L38 3V1H33V0H0V100H2V101H4V103L5 104H7L8 105V107L11 105V104H14V102H15V100H14V97H13V95H12V93L15 95V93L14 92H12L11 91V89H10V87H9V85H8V79L11 77V75H15V77L13 76V78H15L16 79V81L14 82V81H12L13 82V85H16V84H14V83H17V84H22L21 86H23L24 85V83H25V85L28 87V91H30V89H31V86H33V88H34V85L35 84H33V85H31V86H29L33 81H36L38 78H41L42 76L43 77H47L48 75H46V76H44V74H46V72H45V70L47 69H49L50 71H53V69L56 71H54L53 73H55L56 74V76L57 77H59V81H61V83H63V85H60V86H64L65 87V89H67L68 91H70V90H74V91H76V93H74L76 96L75 97H73L72 98V96H69V97H71L73 100L72 101H68V100H66V101H64V102H62L63 101V99H61V98H63V96L60 98L61 100H59V102L61 101L63 104H62V106L60 107H57V105H60L59 103L56 105L55 104V102H54V106L53 107H55V110H54V113H52L53 111H51V112H48V114H47V119H46V121L48 120V124H54L53 125V128L55 127V128H58V127H60L59 129H63V130H67V131H69V132H67V133H69V139H68V142H67V146L63 143L64 142V140L62 141V143H59V142H61L60 141V139H63L62 137H64V135L61 137H58L59 138V142H58V139L56 138L55 139V137H53L52 135H48L47 133L49 132L50 134H53V132L55 133V131H54V129L50 126H48V128H49V130H50V128H51V130L53 129V132L51 131H46V133L44 132V130L42 131L43 133H44V135L45 136H47V139H48V141H46L45 143H50V144H54V145H65V147H64V149L63 148H61V145H60V148L62 149V150H60V151H62L63 152V155L64 156H62V157H64V158H62L61 159V161H58L59 162V164H58V168L56 169V168H54V169H56L55 171L57 172V173H59V172H61V170L63 171V169L62 168H64V167H66L67 165V167H69V166H74L73 165V161L72 160H76V159H72L71 161V163H72V165H70L71 163H70V151H72V150H74L75 149V152L78 150H76V147H75V145H76V143H75V141H79L80 140V138H82V136H84V140H83V142H86L85 141V139H87L88 138V136L86 135V134H90V132H87V133H85V131L88 129H86L85 131L83 130V128H82V124H87V121H89V122H91L93 119H92V115L94 114V110H96L97 109V107H94L95 109L94 110H92L93 109V107L91 108V110H90V108L89 107H91V106H89L90 104H89V102H91L92 104H97V103H95V102H93V100H95L96 101V98H97V95H99V93L101 92H96V85H95V83L97 84V80H103L102 82L103 83H105V80H107L106 81V84H103V85H107L108 87H109V85H108V81H110L109 82V84L112 82H114V80L116 81V79L119 77V80H120V77L123 75V77L122 78H124V80L126 81V82H130L131 83V81H130V77H129V75H133L132 74V72H131V70H135V68L133 67V69H132V63L131 62H133V61H130L131 59H130V57L131 56H133V55H131L130 57H129V59L128 58H126V61L125 60H120L119 58H122L123 57V55H125L126 56V54H123V55H121V54H118L119 55V58H117V56L118 55H115L114 56V58L116 57V59H115V61L117 60V62H121L122 61V65L123 66H125L126 67V73H124L123 72V74L121 75V72L120 71H118V69H114V68H116V67H114L112 64V66L114 67V68H112V67H108V69H106L105 68V66L104 65H106V64H101V62L102 61H99V62H97L98 60H96V58H100V57H98V53L97 54H95L94 55V53H95V51H96V47L99 45V48H100V43H102V44H105V43H103V42H105V38L107 37H105V38H102V39H104L102 42H100V41H98V42H100V43H98V42H96L97 41V39L95 40V41H92V42H96V44H98L96 47H95V44L94 43H92L91 41L89 42V41H87V43H86V40L85 39H83V40H85V42H83V40L82 41H78V40H80L81 38L79 37L78 38V36H80V35H78V36H76L77 37V39H76V37L74 36V34H73V30L72 29H74V28H71L70 27V25H68V23L66 24V25H63L62 23H59V19H57V18H55L54 17V15L57 13V14H60V13H58V12H56L57 11V9H56V11H55V13L53 14V16H52V14H50V13H48L47 11H45V8H43L42 7ZM45 5H46V7H48L47 6V4L45 3ZM52 5V4H51ZM52 5V6H53ZM57 5V4H56ZM60 5V4H59ZM59 5H57L56 7H59ZM136 5V4H135ZM135 5H133V6H135ZM145 5V4H144ZM153 5V4H152ZM170 5V4H169ZM181 5V4H180ZM226 5V6H225ZM34 7V8H30V7ZM36 6V7H35ZM61 7H62V5H60ZM129 6H131V4H129ZM133 6H132V8H133ZM143 6V5H142ZM147 6V5H146ZM155 5H153V7H154ZM156 6H158V5H156ZM232 6V7H233ZM61 7H59L60 9H61ZM137 6H135V8H136ZM150 7V6H149ZM152 7V6H151ZM230 7H231V5H230ZM231 7V8H232ZM58 8V9H59ZM64 8H65V6H64ZM70 8V7H69ZM139 8V7H138ZM161 8H159V6H158V9H157V7H156V10H158V11H160V9ZM170 8V7H169ZM59 9V10H60ZM63 9V8H62ZM129 9V8H128ZM134 9V8H133ZM133 9H131V10H133ZM150 9H152V8H150ZM167 9V8H166ZM46 10H48V9H46ZM58 10V11H59ZM65 10V9H64ZM67 10V9H66ZM65 10V11H66ZM136 10H138V9H136ZM140 10V9H139ZM142 10H143V8H142ZM147 10V9H146ZM155 10V9H154ZM54 11V10H53ZM111 11H112V9H111ZM144 11V10H143ZM148 11V10H147ZM146 11V12H147ZM165 11V10H164ZM195 11H196V9H195ZM194 11V12H195ZM68 12V11H67ZM66 12V13H67ZM138 12V11H137ZM136 12V13H137ZM142 12V11H141ZM145 12V11H144ZM150 12V11H149ZM65 13V12H64ZM69 13V12H68ZM139 13H140V11H139ZM139 13H137L138 15H139ZM148 13V12H147ZM151 13H153V12H151ZM160 13V12H159ZM161 13H162V11H161ZM50 14V15H49ZM61 14H63V13H61ZM129 14V13H128ZM136 14V15H137ZM156 14V13H155ZM164 14H165V12H164ZM193 14H195V13H193ZM192 14V15H193ZM69 15V14H68ZM67 15V16H68ZM70 15H72L71 13H70ZM123 16H124V14H122ZM137 15V16H138ZM152 15V14H151ZM159 15V14H158ZM157 15V16H158ZM167 15H168V13H167ZM196 15V14H195ZM60 16V15H59ZM122 16V17H123ZM129 16V15H128ZM128 16L125 18L126 19V22H127V20L129 21V19L130 18H128ZM147 16V15H146ZM194 16V15H193ZM58 17V16H57ZM62 17V16H61ZM72 17V16H71ZM70 17V18H71ZM74 17V16H73ZM130 17V16H129ZM140 17H141V15H140ZM140 17H138V20H139V18ZM142 17H143V15H142ZM142 17L140 18V21H141V19H142ZM160 17H161V15H160ZM167 17V16H166ZM165 17V18H166ZM195 17V16H194ZM63 18H65V17H63ZM62 18V19H63ZM124 18V17H123ZM128 18V19H127ZM197 18V17H196ZM200 18V19H201ZM203 18V19H204ZM67 21H68V18H65ZM134 19V18H133ZM144 19V18H143ZM155 19V18H154ZM154 19H152L151 20V22L152 21H154ZM159 19V18H158ZM200 19H198V20H196L197 22L200 20ZM202 19V20H203ZM70 20V19H69ZM72 20H74V19H72ZM135 20V19H134ZM138 20H135L136 21V23H137V21ZM145 20V19H144ZM143 20V21H144ZM194 20V19H193ZM192 20V21H193ZM61 21V20H60ZM66 21V22H67ZM139 21V22H140ZM146 21V20H145ZM149 21V20H148ZM148 21H146V23L148 22ZM155 21H156V19H155ZM159 21H160V19H159ZM165 21H168V19L167 20H164V23H165ZM191 21V20H190ZM63 22H65V21H63ZM74 22V21H73ZM160 22H162V21H160ZM159 22V23H160ZM194 22H195V20H194ZM193 22V23H194ZM124 23V22H123ZM133 23H135V22H133ZM133 23L131 24V22H130V24L131 25H133ZM145 23V22H144ZM155 23V22H154ZM156 23H158V21L156 22ZM155 23V24H156ZM190 23V22H189ZM196 23V22H195ZM201 23V22H200ZM69 24H70V21H69ZM129 24V26L130 27H132L131 25ZM161 24V23H160ZM196 24H198V23H196ZM195 24V25H196ZM124 25L125 26H127L128 25V23L127 24H125L124 23ZM137 25H138V27H137ZM135 24V28H138V30L140 29V25L139 24ZM149 25V24H148ZM147 25V26H148ZM152 25H153V23H152ZM157 25L158 24H156V25H154V26H156L157 27ZM162 25V24H161ZM194 25V24H193ZM192 25V26H193ZM78 26V25H77ZM191 26V25H190ZM191 26V27H192ZM199 26V25H198ZM70 27V28H69ZM74 27V26H73ZM79 27V26H78ZM128 27V26H127ZM146 28V26H143V28ZM150 27V26H149ZM148 27V28H149ZM160 27V26H159ZM162 27V26H161ZM77 28V27H76ZM75 28V29H76ZM151 28V27H150ZM174 28V27H173ZM185 28V27H184ZM196 28V27H195ZM79 29V28H78ZM87 29V28H86ZM128 29H130L129 27H128ZM191 29V28H190ZM200 29V28H199ZM72 30V31H71ZM131 30H133V29H131ZM138 30H137V32H138ZM141 30V32H143L142 31V28L140 29ZM145 30V29H144ZM147 30V29H146ZM144 31V32H147V31ZM154 30H156L157 31V28H154ZM201 30H202V28H201ZM200 30V31H201ZM79 31V30H78ZM77 31V33H80V31L78 32ZM85 30H83V32H84ZM135 31V30H134ZM134 31H132V32H134ZM151 31V30H150ZM155 31V32H156ZM258 31V32H257ZM74 32H76L75 30H74ZM88 32V31H87ZM86 32V33H87ZM125 32V31H124ZM131 32V31H130ZM152 32V31H151ZM193 32H195V30L193 31ZM196 32H197V30H196ZM204 32H202V34L204 33ZM152 33H154V32H152ZM151 33V34H152ZM204 33V34H205ZM93 34V33H92ZM91 32H90V40H91ZM127 34V33H126ZM125 34V44H126V41L128 40V38H126V36H128V34L126 35ZM134 34V33H133ZM138 34V33H137ZM137 34H135V35H137ZM149 34H150V32H149ZM195 34V33H194ZM197 34H198V32H197ZM201 34V33H200ZM162 35V34H161ZM239 35H241L240 37H239ZM85 36V38L87 37L88 38V35L86 36V34L84 35ZM112 36V35H111ZM134 36V35H133ZM138 36V35H137ZM152 36V35H151ZM183 36V35H182ZM186 36V35H185ZM190 36V35H189ZM192 36V35H191ZM195 36H196V34H195ZM201 37V36H200ZM94 38H96V37H94ZM160 38V37H159ZM168 38H169V36H168ZM202 38V40L205 38L204 36H202L201 37ZM209 38H211V35L209 36ZM261 38V37H260ZM101 39V37L99 36V38H98V40H100ZM107 39H109V41L110 40H112V44L111 43H109L108 41L106 42V43H109L108 45L107 44H105V46H112V48L113 49H115V51L113 50V53H111V54H114V52H117V48H118V46L117 45H115V44H113V38H107ZM127 39V40H126ZM135 39H136V37H135ZM166 39V38H165ZM197 39V38H196ZM206 39H207V37H206ZM94 40V39H93ZM129 40H132V39H129ZM180 40V39H179ZM199 41H201V39L199 40ZM205 41V40H204ZM208 41V40H207ZM264 41V40H263ZM80 42H82V43H80ZM129 42V41H128ZM127 42V43H128ZM135 42V41H134ZM178 42V41H177ZM190 42V41H189ZM133 43V42H132ZM136 43V42H135ZM134 43V44H135ZM193 43V42H192ZM94 44V45H93ZM101 44V45H102ZM179 44V43H178ZM115 46V48H114V46ZM131 45V44H130ZM187 45V44H186ZM190 45V44H189ZM180 46V45H179ZM117 47V48H116ZM132 47V46H131ZM183 47V46H182ZM188 46H186V48H187ZM97 49V51L98 50H100V49ZM101 48H102V46H101ZM103 48H106V47H104V45H103ZM125 48H126V45H125ZM185 48V49H186ZM60 50L61 52H63V54L62 53H60L59 51H58V53H60V54H62V55H64V56H66V57H68L69 58V63H71V61L74 59V57H72L73 59H71V56L74 54V53H76L77 52V54H78V52L79 53H82L83 55H84V57L86 58L85 59V61H86V63L87 64H83V62L81 61V63L83 64V66H81L80 68H76V67H78V66H76V64L74 65V67H72L71 68V66H73L72 64H71V66L69 65V63L67 62L68 61V58H66L67 59V61H64L63 63H62V61L65 59H60V58H62L63 56L62 55H60V54H58L55 50ZM119 49V48H118ZM121 49V48H120ZM129 49V48H128ZM183 49H184V47H183ZM185 49H184V51H185ZM103 50V49H102ZM106 50V49H105ZM105 50H103V51H105ZM182 50V49H181ZM187 50V49H186ZM193 50V49H192ZM101 51V50H100ZM103 51H101V53L103 52ZM110 51V50H109ZM125 51V50H124ZM127 51V50H126ZM130 51V50H129ZM178 51V50H177ZM188 51V50H187ZM187 51H186V54H187ZM55 52H56V54H55ZM94 52V53H93ZM110 52H112V51H110ZM131 52V51H130ZM129 52V53H130ZM189 52V51H188ZM191 52V51H190ZM105 53H107V52H105ZM127 53V52H126ZM129 53H128V56H129ZM133 53V52H132ZM193 53V52H192ZM191 53V54H192ZM81 54V55H82ZM103 55H104V52L102 53ZM110 54V53H109ZM190 54V55H191ZM194 54H196V53H194ZM193 54V55H194ZM83 55H82V57H83ZM190 55H188V56H190ZM62 56V57H61ZM73 56H75V59H76V57L77 56H79L80 58H81V56L80 55H73ZM95 56H96V58H95ZM105 56H106V54H105ZM107 56L108 57H106L107 58V60H106V58L103 60L104 62H106V61H108V60H110V59H114L113 58V55L111 56V55H108L107 54ZM109 56H111L112 58H109ZM122 56V57H121ZM135 56H138V55H136L135 54ZM192 56V55H191ZM195 56V55H194ZM84 57H83V59H84ZM103 56L101 55V58H102ZM134 57V56H133ZM193 57V56H192ZM52 58L54 59V60H52ZM109 58V59H108ZM159 58H161V57H159ZM158 58V59H159ZM189 58V57H188ZM118 59H119V61H118ZM124 59V58H123ZM135 59H137V57L135 58ZM157 59V58H156ZM162 59V58H161ZM165 59V58H164ZM77 60H78V63H80L79 61H80V59H78L77 58ZM82 60V59H81ZM106 60V61H105ZM160 60V59H159ZM169 60V59H168ZM49 61H53V63L55 62V64H53L54 66H48V64L49 63H51V62H49ZM75 61V60H74ZM124 61V62H123ZM140 61H141V59H140ZM175 61V60H174ZM65 62H67L66 64V67L64 66V63ZM73 62V61H72ZM75 62H77V61H75ZM151 62V61H150ZM190 62V61H189ZM103 63V62H102ZM107 64H108V62H106ZM110 63V62H109ZM112 63V62H111ZM125 65H124V64ZM137 63V62H136ZM140 63V62H139ZM154 63H155V60H154ZM156 63H157V60H156ZM159 63V62H158ZM167 63V62H166ZM199 63V62H198ZM197 63V64H198ZM73 64H74V62H73ZM113 64H114V61H113ZM117 64H119V63H117ZM116 63H115V65H117ZM121 64V63H120ZM134 64V63H133ZM142 64V63H141ZM150 64H152V62L150 63ZM172 64V63H171ZM50 65V64H49ZM52 65V64H51ZM57 65L59 66L58 68H57ZM70 67H69V66ZM79 65V64H78ZM81 65V64H80ZM122 65H120V66H122ZM138 65H140V64H138ZM143 65V64H142ZM155 64H153V66H154ZM160 65H162L163 66V64L162 63H160ZM159 65V66H160ZM168 65V64H167ZM68 66V67H67ZM119 66V65H118ZM147 66V65H146ZM156 66H158V65H156ZM170 66V65H169ZM174 67H175V65H173ZM191 66V65H190ZM148 67H150L149 66V62H148ZM161 67V66H160ZM196 67V66H195ZM75 68H76V70H75ZM140 68H141V66H140ZM155 68H157V67H155ZM154 68V69H155ZM166 68V67H165ZM161 69H162V67H161ZM192 69V68H191ZM197 69V68H196ZM200 69V68H199ZM46 70V71H47ZM120 70H122V69H120ZM156 70V69H155ZM165 70V69H164ZM188 70V69H187ZM79 71V72H78ZM154 71V70H153ZM166 71V70H165ZM190 71H192V70H189V74H190ZM193 71H195V69L193 70ZM198 71V69L196 70V72ZM49 72V71H48ZM77 73V75H78V80H77V78H76V76L77 75H75L74 76V74L75 73ZM131 72V73H130ZM134 72H137V71H134ZM145 72H147V71H145ZM179 70H178V74H179ZM195 72V73H196ZM74 73V74H73ZM154 74H155V71L153 72ZM54 74V75H55ZM70 74H71V76H70ZM73 74V75H72ZM164 74V75H163ZM183 74H185L184 72H183ZM241 74H242V77H243V74H245L244 75V77H246V79H248L249 78V76H252V75H254V77H255V80H253L252 78H250L249 80H253V84H248V82L249 81H246L245 82V78H243L244 80H242V77L240 78V76H241ZM252 74V75H251ZM50 75V74H49ZM53 75V74H52ZM121 75V76H120ZM150 76H151V74H149ZM153 75V74H152ZM181 75V74H180ZM180 75L179 76H177L176 75V78L177 77H180ZM72 76H74L75 77V80L72 78ZM173 76H175V75H173ZM183 76V75H182ZM188 76V75H187ZM193 76H195L194 74H193ZM42 77V78H43ZM98 77H100V78H98ZM132 77V76H131ZM167 77V78H166ZM171 77H172V75H171ZM197 77V76H196ZM196 77H195V83H196ZM253 77V78H254ZM41 78V79H42ZM139 78V79H138ZM181 78V77H180ZM12 79V78H11ZM46 79V78H45ZM51 79V78H50ZM136 79V78H135ZM154 80H155V78H153ZM182 79V80H183ZM205 79L206 80H208V79H210L211 81H213L214 83H216L215 85H213V86H215V87H211L210 85H207V83L205 84ZM43 80V79H42ZM48 80V79H47ZM57 80V79H56ZM118 80V81H119ZM136 80V81H137ZM199 80V79H198ZM8 83H7V82ZM124 81V82H125ZM194 81V80H193ZM37 82H38V80H37ZM36 82V83H37ZM43 82V81H42ZM42 82H41V87H43V86H46V85H48V83L46 84V82H48V81H44L43 83H44V85L42 86ZM54 82H55V80H54ZM57 82V81H56ZM99 82V81H98ZM117 82V81H116ZM123 82V83H124ZM207 82V81H206ZM34 83V82H33ZM40 83V82H39ZM38 83V84H39ZM49 83H50V81H49ZM53 83V82H52ZM100 83V82H99ZM115 83V82H114ZM113 83V84H114ZM118 83H120V82H118ZM122 83V84H123ZM201 83H199V85L201 84ZM251 83V82H250ZM133 84H135V83H133ZM197 84V83H196ZM210 84H212V83H210ZM264 84V83H263ZM99 85V84H98ZM101 85V84H100ZM99 85V86H100ZM111 85V84H110ZM117 85V84H116ZM119 85L121 86V84H118V86L116 87V88H118L119 87ZM124 85V84H123ZM126 85V84H125ZM130 85V84H129ZM192 85V84H191ZM190 85V86H191ZM193 85H194V83H193ZM192 85V86H193ZM199 85H198V87H199ZM20 86V87H21ZM25 86V88H27ZM106 86V87H107ZM115 85H113V87H114ZM128 86V85H127ZM135 86V85H134ZM196 86V85H195ZM262 86V85H261ZM14 88H15V86H13ZM17 87V86H16ZM19 87V88H20ZM29 87H30V89H29ZM35 87H36V85H35ZM38 87H40V86H38ZM47 87V86H46ZM45 87V88H46ZM59 85L57 86V89L59 90ZM106 87H103V89L105 88L106 89ZM107 87V88H108ZM133 87V86H132ZM19 88H17V91L18 90H20ZM61 88V87H60ZM63 88V87H62ZM61 88V89H62ZM101 88V87H100ZM121 88V87H120ZM123 88V90H124V87H122ZM128 88H130L129 86H128ZM128 88H126V89H128ZM135 88H136V86H135ZM137 88H139V87H137ZM42 89V88H41ZM44 89V88H43ZM49 89H51V87L49 88ZM48 89V90H49ZM103 89H101L102 91H103ZM104 89V90H105ZM114 90H115V87L113 88ZM113 89H112V87H111V90L113 91ZM199 89V88H198ZM23 91H24V89H22ZM32 90V89H31ZM33 90H35V89H33ZM32 90V91H33ZM46 90V89H45ZM110 90V89H109ZM131 90V89H130ZM139 90H140V88H139ZM13 91H15V90H13ZM23 91H21V92H23ZM51 91V90H50ZM60 91V90H59ZM64 91V90H63ZM66 91V90H65ZM64 91V92H65ZM97 91H99V90H97ZM129 91V90H128ZM38 92V91H37ZM46 92H48L49 93V91H46ZM51 92H53V91H51ZM61 92V91H60ZM71 92V91H70ZM69 92V94L71 95V93ZM79 92H81V93H79ZM105 92H107L106 90H105ZM105 92H103V94L105 93ZM115 92H116V90H115ZM115 92H114V94H115ZM121 92V91H120ZM124 92V91H123ZM125 92H126V90H125ZM124 92V93H125ZM129 92H131V93H133L132 91H129ZM134 92H135V89H134ZM16 93H20V91L19 92H16ZM25 93V91L23 92V94ZM29 93H31V92H29ZM33 93V92H32ZM31 93V94H32ZM45 93V91L44 90H40V92L36 95V97L38 98V100L37 101H39V99L43 96V95H45L44 94ZM58 93V92H57ZM63 93V92H62ZM79 93V94H78ZM102 93V92H101ZM112 93V92H111ZM119 93V92H118ZM117 92H116V94H118ZM22 94V93H21ZM26 94V93H25ZM34 94V93H33ZM47 94V93H46ZM54 94V93H53ZM60 94V93H59ZM74 94H73V96H74ZM80 94H82V96L84 97V95H85V97L84 98H82V97H80L79 95ZM110 94V93H109ZM115 94V95H116ZM126 94V93H125ZM137 94H138V91H137ZM234 94H237L238 95V98H240V99H242L244 102L241 104L242 105V107H240L241 109H239L238 110V107H237V110H234V111H232V113L230 114V113H228V111L225 109V110H223L222 108V105H223V103L225 104L226 103V101H228V99H230V98H228L229 96L228 95H233L234 96ZM19 95V94H18ZM63 95V94H62ZM66 95L68 96V94L66 93ZM101 95V94H100ZM121 95V94H120ZM135 94H133V96H134ZM33 96V95H32ZM31 96V97H32ZM53 96V95H52ZM57 96V95H56ZM108 96V98H109V95H107ZM111 96V95H110ZM131 95L129 94V97H130ZM199 96V95H198ZM228 96V97H227ZM21 97H22V95H21ZM24 97H26V96H24ZM24 97H22V98H24ZM31 97H30V99L29 100H31ZM35 97V96H34ZM34 97H32V99H34ZM35 97V98H36ZM44 97H46V98H48V96H44ZM44 97H42V98H44ZM51 97V96H50ZM54 97V96H53ZM99 97V96H98ZM118 97H120L119 95H118ZM125 96H123V98H124ZM126 97H128V95H126ZM128 97V99L129 100H131V98H129ZM232 97V96H231ZM21 98V99H22ZM55 98H57V102H58V96L57 97H55ZM66 98V97H65ZM68 98V97H67ZM70 98V99H71ZM112 98V97H111ZM134 98L135 97H133L132 99L134 100ZM234 98V97H233ZM21 99L19 100V101H21ZM28 99H26V100H24V101H26L27 102V100ZM51 99V98H50ZM100 99V98H99ZM119 99V98H118ZM236 99V98H235ZM28 100V101H29ZM35 100V99H34ZM47 100V99H46ZM54 100V99H53ZM103 100V99H102ZM129 102V100H127L126 98L124 99V102ZM189 100V101H188ZM36 101V100H35ZM48 102H49V99L47 100ZM99 101V100H98ZM111 101V100H110ZM199 101V102H198ZM223 101V102H222ZM26 102H25V104H26ZM31 102V101H30ZM41 102V101H40ZM44 102V101H43ZM103 102V101H102ZM114 102V101H113ZM127 102L125 103V104H127ZM131 102L133 103V101H130L129 103L131 104ZM138 102V101H137ZM16 104H18L17 103V101L15 102ZM28 103V102H27ZM37 103H39V102H37ZM192 103H195L194 104V106H196L197 108H198V110H196L197 108H195V112H193V110L191 111V109L190 108H192L190 105L192 104ZM236 103V102H235ZM10 104V105H9ZM34 104V103H33ZM39 104H42V103H39ZM45 104V103H44ZM49 104V103H48ZM99 104V103H98ZM112 104V103H111ZM125 104H123V106H126ZM139 103H137V105H138ZM230 104H232V103H230ZM239 104V103H238ZM249 104H251V106H248ZM0 105H2V104H0ZM15 105V104H14ZM19 105V104H18ZM22 105V104H21ZM30 105V104H29ZM29 105H27V106H29ZM38 105V104H37ZM101 105V104H100ZM104 105V104H103ZM103 105H101V106H103ZM117 105V104H116ZM116 105H114V107L116 106ZM141 105V106H142ZM5 106V105H4ZM3 106V107H4ZM13 106V105H12ZM15 106H17V105H15ZM15 106H13V107H10V108H14ZM31 106V105H30ZM40 106V105H39ZM38 106V107H39ZM42 106V105H41ZM93 106V105H92ZM112 106V105H111ZM117 106H119V104L117 105ZM117 106H116V108H117ZM122 106V107H123ZM127 106H128V104H127ZM126 106V107H127ZM133 106V104L132 105H130V107H132ZM234 106V105H233ZM36 107V106H35ZM48 107H49V105H48ZM51 107H52V105H51ZM120 107V106H119ZM226 107V106H225ZM224 107V108H225ZM7 108V106L5 107V109ZM19 108V107H18ZM100 108V107H99ZM104 108H106V107H103V109ZM124 108V107H123ZM133 108H134V106H133ZM227 108V107H226ZM1 109V108H0ZM9 108H7V110H8ZM28 109H31V108H28ZM33 109H34V106H33V108L31 109L32 111H33ZM41 109H43V108H41ZM100 109H102V108H100ZM110 109V108H109ZM112 109V108H111ZM110 109V110H111ZM114 109V108H113ZM118 109V108H117ZM136 109V108H135ZM202 109V110H201ZM228 109V108H227ZM4 110V109H3ZM10 110V109H9ZM14 110H16V108H14ZM17 110H19V109H17ZM37 108L35 109V112L37 113V115L38 114H42L40 111V109L38 110V112H40V113H38L37 111ZM105 111H106V109H104ZM116 110V109H115ZM119 110V109H118ZM118 110H117V112L116 113H118ZM122 110H124V109H122ZM134 110V109H133ZM204 110V111H203ZM2 111V110H1ZM45 111H47V110H45ZM50 111V110H49ZM104 111V112H105ZM125 111H126V109H125ZM139 111V110H138ZM141 111V110H140ZM203 112V114H205V115H202V114H200L201 112ZM259 111V110H258ZM260 111V112H261ZM11 112H15V111H12L11 110ZM87 112V113H86ZM96 112H97V110H96ZM98 112H101L100 110L98 111ZM103 112V113H104ZM132 112V108H131V111H130V113ZM5 113L6 112H4V115H1L0 114V192L2 191V193H0V213L2 214V215H4V217H2V219H0V224L2 223V222H6L7 220H11V217H20V218H25L27 221L28 220H31L32 219V217L35 215V214H37L38 212H42V211H44L45 212V210L46 209H48V207L50 206V202H52V204H54V205H56V207H53V209H52V211H54V209H64V207H66V205L65 204H68V202H71V200H72V198H71V196L70 195H66L65 197V203L63 202V201H60L59 200V192H56V191H54V192H51V193H48V192H46L45 193V191H42L41 189H37V187L35 186L34 187V189L36 188L37 189V191H35V192H32L31 190H30V192H28L27 193V198H26V200L24 201V202H22L20 205H16L15 206V208H14V210L13 211H11V210H7L8 209V204H11V203H14L13 202V198L16 196V193H18L17 192V186L21 183V185L22 184H26L25 185V188H27L26 186H27V183H26V181L28 182L29 181V176L31 175V176H33L32 175V172L34 173V171H33V169H34V164H33V162H30L31 161V159H32V157H31V159H28V156H27V146L28 145H31V144H29L30 142H32V144H33V142L34 141H32V140H30V138H29V140H28V142H25V143H28V145L26 146V148H23L22 149V147L21 146H23V147H25V145H22V144H19L20 145V149H16L17 147V145L16 146H14V144H16L15 143V139L14 140H12L13 138H15L14 137V135H16V133L18 132H16L14 135L12 134V131L13 130H21V127H23V126H21V125H23L22 124V121L23 120H21L20 118L21 117H14V119H13V121L11 122H8L7 120H3L4 118H5V116L7 117V115H5ZM33 113V112H32ZM45 113V112H44ZM65 113H67L68 114V117H69V119H68V117H67V119H68V123L66 124V125H64L63 124V122H61V124H63L62 126L58 123V120H60L61 121V116H59V115H61V114H65ZM127 112H125V114H126ZM135 113V111L133 112V114ZM137 113V112H136ZM3 114V113H2ZM19 114V113H18ZM46 114H44V117L46 116ZM87 114V115H86ZM101 114V113H100ZM104 114H106V113H104ZM114 115H115V112L113 113ZM218 114V113H217ZM12 115V114H11ZM34 115H36V114H34ZM37 115H36V118H37ZM43 115V114H42ZM58 115V116H57ZM71 117H70V116ZM97 115V114H96ZM95 115V116H96ZM117 115V114H116ZM119 115H120V113H119ZM123 115V114H122ZM136 114H134L133 116H135ZM196 115H197V113H196ZM195 115V119H197L198 117ZM9 116V115H8ZM16 116V115H15ZM18 116V115H17ZM19 116H20V114H19ZM99 116V115H98ZM200 116V117H201ZM38 117H40L39 115H38ZM64 117V116H63ZM66 117V116H65ZM64 117V118H65ZM94 117V116H93ZM117 117V116H116ZM158 117V118H157ZM193 117V116H192ZM11 118H13V117H11ZM15 118H18V120H20L21 121V123H20V121H17V119L15 120ZM35 118V119H36ZM41 118H42V116H41ZM41 118H39V119H41ZM144 118V117H143ZM151 118V119H152ZM162 118H159L160 120L162 119ZM184 118V119H185ZM193 118V119H194ZM207 118L205 119V120H207ZM229 118V119H230ZM22 119H24V118H22ZM102 119V118H101ZM118 119V118H117ZM119 119H120V117H119ZM150 119V120H151ZM203 118L201 117V119L200 120H202ZM62 120H63V118H62ZM65 120V119H64ZM91 120V121H90ZM121 120V119H120ZM122 120H125V117L124 118H122ZM121 120V121H122ZM147 121L149 120V119H146ZM145 120V121H146ZM153 120V119H152ZM151 120V121H152ZM207 120V121H208ZM261 120V119H260ZM36 121H38V122H36V123H40L39 121L40 120H36ZM66 121V120H65ZM95 121V120H94ZM103 121V120H102ZM102 121H100V122H102ZM168 121V122H169ZM192 121V120H191ZM204 121V120H203ZM35 122V120L33 121V125L34 124H36V123H34ZM58 124H57V123ZM98 122V121H97ZM104 122V121H103ZM120 122V121H119ZM122 122H124V121H122ZM161 123V121H158V123ZM194 122H196V121H194ZM199 122V121H198ZM228 122H230V121H228ZM74 123L76 124H78L77 125V127H78V129H77V131H73V133H72V125H74ZM92 123V122H91ZM90 123V124H91ZM106 123H108L107 121H106ZM121 123V122H120ZM152 123V122H151ZM157 123V124H158ZM167 123V122H166ZM180 123V122H179ZM43 124V123H42ZM45 124H47L46 122H45ZM89 124V125H90ZM95 124V123H94ZM105 124V123H104ZM153 124V123H152ZM164 124V123H163ZM40 125V124H39ZM55 125H57V127L55 126ZM58 125H60V126H58ZM80 125V126H79ZM96 125H97V123H96ZM96 125L94 126H92V124H91V126L94 128V127H96ZM99 125H101L100 123H99ZM98 125V126H99ZM154 125V124H153ZM152 125V126H153ZM167 125H169L168 123H167ZM172 125H176V124H172ZM197 125V124H196ZM200 125H201V123H200ZM35 126H37V125H35ZM34 126V127H35ZM75 126V125H74ZM91 126H89V127H91ZM108 126V125H107ZM257 126H259L258 124H257ZM33 127V128H34ZM46 127V126H45ZM76 127V128H77ZM87 127H88V125H87ZM92 127L89 129V131H91L92 132ZM148 127V126H147ZM150 127H151V124H150ZM175 127H177V126H175ZM192 127V126H191ZM200 127V126H199ZM211 127H212V125H211ZM251 127V126H250ZM256 127V126H255ZM44 128V127H43ZM76 128H74L75 130H76ZM113 128V127H112ZM183 128V127H182ZM24 129H25V127H24ZM23 129V130H24ZM84 129H85V126H84ZM177 129V128H176ZM179 129V128H178ZM181 129V128H180ZM47 130V129H46ZM55 130H57V129H55ZM94 130H95V128H94ZM96 130H98V129H96ZM101 130V129H100ZM199 130V129H198ZM234 130V129H233ZM255 130V129H254ZM8 131H10L11 132V134L13 135V137L11 136V135H9L8 136ZM39 131H40V128H39ZM58 131V130H57ZM113 131V130H112ZM112 131H109L108 133H112ZM149 131V130H148ZM178 131V130H177ZM219 131V130H218ZM218 131H215L214 129H213V132H216V133H219ZM223 131H225L223 128L221 129V132H223ZM236 131V132H237ZM15 131H13V133H14ZM22 132V131H21ZM62 132V131H61ZM64 132H66V131H63L61 134H63ZM74 132H76V134L74 133ZM104 132H105V130H104ZM180 132V131H179ZM251 132V131H250ZM40 133V132H39ZM85 133V134H84ZM111 133L110 134H108V135H111ZM118 133V132H117ZM116 133V131H115V134H117ZM23 134H25L24 132H23ZM36 134V133H35ZM56 134V133H55ZM59 134H60V132H59ZM93 134H95V133H92V135ZM137 134H139V133H137ZM136 134V135H137ZM240 134V133H239ZM18 136H19V132H18V134H17ZM16 135V139H18L17 136ZM22 135V134H21ZM31 135V134H30ZM42 135V134H41ZM43 135V136H44ZM54 135V134H53ZM85 135L87 136V138H85ZM92 135L90 134V136H91V138H92ZM96 135V134H95ZM98 135V134H97ZM104 135H105V133H104ZM120 135V134H119ZM130 135V134H129ZM133 135V134H132ZM201 135V134H200ZM26 136V137H25ZM23 138H24V140L25 139H27V137H28V135H25ZM37 136V135H36ZM90 136H89V138H90ZM100 135H98L97 137H99ZM101 136H102V134H101ZM100 136V137H101ZM117 136V137H116ZM115 136V138L118 140V143L121 141V140H119L120 139V137H121V135H120V137L118 136V134ZM138 136V135H137ZM137 136H135V137H137ZM139 136H140V134H139ZM21 137V136H20ZM66 137V136H65ZM64 137V138H65ZM111 137H113L114 138V135H112ZM119 137V138H118ZM46 139V137H43V139ZM67 138V137H66ZM103 138H105L104 136H103ZM112 138V140L114 141L115 139H113ZM129 138H130V136L128 137V138H126V141H128L129 140ZM140 138V137H139ZM32 139V138H31ZM93 139V138H92ZM91 139V141H92V143H94V141H96L95 140V138L92 140ZM98 139V138H97ZM128 139V140H127ZM20 140V138L18 139V141ZM23 140V139H22ZM81 140V141H82ZM88 140H90V139H88ZM87 140V141H88ZM105 139H102V141H104ZM107 140V139H106ZM106 140L104 141V142H106ZM111 140V139H110ZM123 140V139H122ZM124 140H125V138H124ZM124 140L123 141H121L120 143H119V145L122 143V142H124ZM80 141V142H81ZM102 141H101V139H100V143H102ZM112 141V142H113ZM125 141V142H126ZM43 142V141H42ZM66 142V141H65ZM83 142H81V143H83ZM111 141L109 142V139H108V141H107V143H109V144H107V143H102L101 145H105V146H108L109 147V145H110V143H112ZM132 142V141H131ZM134 142H135V140H134ZM20 143H22V142H20ZM44 143V142H43ZM59 143V144H58ZM80 143V144H81ZM90 143V145H92L91 146V148L93 147V144L91 143V142H89ZM88 143V144H89ZM115 143L116 142H114V144H113V146L115 145ZM88 144H85V147L83 146L84 145V143H83V145L81 144L80 146H81V148H82V146L84 147V148H87L88 149ZM97 144L99 145V141L97 142ZM123 144V143H122ZM121 144V145H122ZM129 144V143H128ZM18 145V146H19ZM47 145H49V144H47ZM46 145V146H47ZM87 145V146H86ZM118 145V146H119ZM130 145V144H129ZM133 144H131L129 147L130 148H132L131 146H132ZM14 146V147H13ZM77 146V145H76ZM100 146V145H99ZM99 146H98V148H99ZM102 146V148H104ZM117 146V145H116ZM126 146V145H125ZM16 147V148H15ZM29 147V146H28ZM48 147V146H47ZM63 147V146H62ZM90 147V146H89ZM97 146H95L94 148H96ZM111 147V146H110ZM109 147V148H110ZM120 147V146H119ZM134 147V146H133ZM14 148V149H13ZM19 148V147H18ZM32 148H33V145H32ZM36 148V147H35ZM46 148V147H45ZM50 148L51 149H53L54 148V146H53V148L52 147H49V150H50ZM77 148H78V146H77ZM80 148V147H79ZM90 148V149H91ZM101 148V149H102ZM112 148V147H111ZM114 148V147H113ZM48 149V148H47ZM55 149H57V147L56 148H54V150ZM86 149V150H87ZM115 149V148H114ZM116 149H117V147H116ZM26 150V151H25ZM32 150V149H31ZM80 150V149H79ZM78 150V151H79ZM82 150H83V148L80 150V152H82ZM85 150V151H86ZM94 150V149H93ZM92 150V151H93ZM103 150V149H102ZM107 150V149H106ZM109 150V149H108ZM118 150V149H117ZM117 150H115L116 152H117ZM33 151V150H32ZM43 151H44V149H43ZM77 151V152H78ZM84 151V150H83ZM96 151V150H95ZM99 151V150H98ZM103 151H105V149L103 150ZM111 151V150H110ZM42 152V151H41ZM49 152V151H48ZM51 152H53V151H51ZM76 152V153H77ZM90 152V151H89ZM56 153H57V151H55V154L53 155H49V156H51V157H53V156H55L56 155ZM72 153H74V151L72 152ZM79 153V152H78ZM91 153V152H90ZM94 153V152H93ZM29 154V153H28ZM36 154H37V152H36ZM39 154V153H38ZM42 154V153H41ZM46 154H48V153H46ZM45 154V155H46ZM75 154V153H74ZM99 154V153H98ZM105 154V153H104ZM109 154V153H108ZM111 154V153H110ZM30 155V154H29ZM33 155V154H32ZM62 155V153L60 154V155H57L58 157L57 158H59V156H61ZM87 154H85L84 156H86ZM89 155V154H88ZM100 155H101V153H100ZM107 155V154H106ZM31 156V155H30ZM30 156H29V158H30ZM35 156V155H34ZM47 156V155H46ZM94 156V155H93ZM102 156H103V154H102ZM101 156V157H102ZM90 157H91V155H90ZM38 158V157H37ZM37 158H36V160H37ZM47 158L48 157H46V160H47ZM81 160H83V163H84V161L86 160V158H84L83 159V157H82V155H81ZM88 158V157H87ZM92 158V157H91ZM97 158V157H96ZM99 158H100V156H99ZM43 159V158H42ZM41 159V160H42ZM53 159H55V157H53ZM52 159V160H53ZM88 159H90V158H88ZM87 159V160H88ZM101 159V158H100ZM49 160H50V158H49ZM86 160V161H87ZM103 160V159H102ZM107 160V159H106ZM33 161V160H32ZM43 161H45V160H43ZM55 161V160H54ZM77 162H78V160H76ZM75 161V162H76ZM100 161V160H99ZM105 161V160H104ZM107 161H109V159L107 160ZM37 162V161H36ZM46 162V161H45ZM57 162V163H58ZM88 162H91V160H88ZM93 162V161H92ZM91 162V163H92ZM98 161H95V164H98L97 163ZM49 163H51V162H49ZM82 163V164H83ZM101 164H102V162H100ZM41 164V163H40ZM45 165H46V163H44ZM88 164V163H87ZM86 164V165H87ZM44 165V166H45ZM54 165H56L55 163H54ZM84 165V164H83ZM85 165V166H86ZM89 165V164H88ZM99 165V164H98ZM40 166V165H39ZM43 166V165H42ZM43 166V167H44ZM52 166V165H51ZM50 166V167H51ZM47 167V166H46ZM45 167V168H46ZM56 167H57V165H56ZM103 168H104V163H103V166H102ZM2 168H4L3 170H2ZM53 168V167H52ZM52 168H50V169H52ZM37 169V168H36ZM47 169V168H46ZM53 169V170H54ZM67 169V168H66ZM231 169H233V171L234 170H238V168H236L235 166H233V168H231ZM259 170V169H258ZM74 171H76V170H74ZM49 172H50V170H49ZM48 172V173H49ZM51 172H53V171H51ZM66 172V171H65ZM71 172V171H70ZM78 172H79V169H78ZM81 172V171H80ZM84 172V171H83ZM37 173H38V171H37ZM41 173V172H40ZM47 173V174H48ZM68 173V172H67ZM72 173V172H71ZM70 173V174H71ZM85 173V172H84ZM83 173V174H84ZM54 174H55V172H54ZM60 174V173H59ZM58 174V175H59ZM193 174V173H192ZM39 175V174H38ZM37 175V176H38ZM41 175V174H40ZM57 175V176H58ZM72 175V174H71ZM85 175V174H84ZM99 175V174H98ZM44 176V175H43ZM67 176V175H66ZM74 176V177H73ZM73 178L69 175L68 177H71V179H73V182H74V180H76L77 181V179H79L80 178V176H81V173L79 174V173H75V174H73ZM86 176H88L87 175V172H86ZM54 177H56V176H54ZM83 177V176H82ZM82 177H81V180H83L82 179ZM33 178V177H32ZM41 178V177H40ZM58 178V177H57ZM57 178H55L56 179V181H54V182H57L58 181V179ZM85 178V177H84ZM34 179V178H33ZM32 179V180H33ZM38 179H39V176H38ZM61 179V178H60ZM64 179H69V178H64ZM31 180V181H32ZM42 180V179H41ZM40 180V181H41ZM70 180V179H69ZM80 180V179H79ZM85 181V180H84ZM83 181V182H84ZM24 182V183H23ZM64 181H62V182H59V183H63ZM67 182H72V181H67ZM78 182V181H77ZM77 182H75V183H77ZM82 182V181H81ZM29 183V182H28ZM31 183V182H30ZM33 183V182H32ZM86 183V182H85ZM43 184V183H42ZM70 184V183H69ZM67 185V186H71V184L70 185ZM80 184V183H79ZM20 185V186H21ZM55 185V184H54ZM72 185H73V187H75L74 186V184L72 183ZM31 186V185H30ZM30 186L28 187V188H30ZM38 186L40 187V185L38 184ZM55 186H57V185H55ZM62 186V185H61ZM19 187V186H18ZM43 187V186H42ZM41 187V188H42ZM52 187H53V184H52ZM72 187V188H73ZM79 187V186H78ZM85 187H86V185H85ZM24 188V189H25ZM27 188V189H28ZM20 189V188H19ZM32 189H33V186H32ZM82 189V188H81ZM44 190V189H43ZM59 190V189H58ZM62 190H63V188H62ZM61 190V191H62ZM68 190V189H67ZM71 190V189H70ZM84 190V189H83ZM26 191V190H25ZM28 191H29V189H28ZM34 191V190H33ZM63 192H65V191H63ZM62 192V193H63ZM81 192V191H80ZM18 196V195H17ZM62 196H64V195H62ZM54 201V202H53ZM60 201V202H59ZM67 202V203H66ZM70 204V203H69ZM68 204V205H69ZM10 206V205H9ZM11 207V206H10ZM69 207V206H68ZM67 207V208H68ZM50 208V207H49ZM66 208V209H67ZM11 209H13V208H11ZM6 211H8L7 213H5ZM48 211V210H47ZM50 211V210H49ZM55 211H58V210H55ZM61 211V210H60ZM44 212H42V213H44ZM48 213V212H47ZM45 214V213H44ZM54 215V214H53ZM60 215V214H59ZM52 216V215H51ZM38 217V216H37ZM19 218V219H20ZM36 218V217H35ZM25 220V221H26ZM24 221V220H23ZM25 223V222H24ZM17 225V224H16ZM15 225V226H16ZM37 225V224H36ZM12 226V225H11ZM34 226V225H33ZM18 228V227H17ZM9 237H11V236H9ZM21 238V237H20ZM18 239V238H16V237H13L12 236V238H11V241L12 240H14V241H16L15 243H16V245L17 244H19V243H22V241H24V239L22 240V238L21 239ZM13 241V242H14ZM5 252V251H4ZM4 252H2L1 250H0V262H5L6 261V259L8 258V255L6 254V253H4Z\"/></svg>","mask_w":264,"mask_h":264},{"label":"water","instance_id":"95a60500","mask_svg":"<svg viewBox=\"0 0 264 264\" xmlns=\"http://www.w3.org/2000/svg\"><path fill=\"white\" fill-rule=\"evenodd\" d=\"M16 264H264V169L125 185L59 221Z\"/></svg>","mask_w":264,"mask_h":264}]
</instances>
